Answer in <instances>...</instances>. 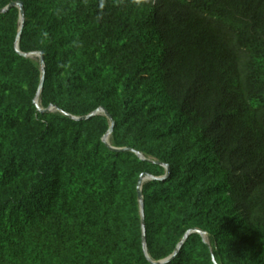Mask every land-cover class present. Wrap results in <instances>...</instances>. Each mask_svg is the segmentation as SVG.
Segmentation results:
<instances>
[{
	"label": "trees",
	"instance_id": "obj_1",
	"mask_svg": "<svg viewBox=\"0 0 264 264\" xmlns=\"http://www.w3.org/2000/svg\"><path fill=\"white\" fill-rule=\"evenodd\" d=\"M16 1L114 127L0 13V264H264V0Z\"/></svg>",
	"mask_w": 264,
	"mask_h": 264
},
{
	"label": "water",
	"instance_id": "obj_2",
	"mask_svg": "<svg viewBox=\"0 0 264 264\" xmlns=\"http://www.w3.org/2000/svg\"><path fill=\"white\" fill-rule=\"evenodd\" d=\"M12 7L18 8V10H19V22H20V26H19V30H18V33H17L16 42H15V48H16V50L18 51V53L21 56H23L25 58H34V57H38L39 58V64H40V69H41V77H40V82H39V86H38V89H37V92H36V96H35L34 103L36 104V106L38 108V111L40 113H48V112H52V111L62 112L60 109H58L54 105H51V106H49L46 109H43V108L39 107V105H38V99H39L40 93H41V91L43 89V82H44V77H45V63H44L43 53L42 52L21 53L19 51L18 45H19L20 35H21V32H22L23 23H24L23 4L20 1L12 2L7 7L1 9L0 10V13H4V12H6L7 10H9ZM62 113L65 116H67V117H69V118H71L73 120H76V121H78V120H86V119H89V118H91V117H93L95 115H99V114L105 115L108 118L109 122H110V128L107 131V133L105 134V136L103 137V141L106 144H108L109 136H110V134H111V132L113 130V127H114V121H113V119L111 118V116L108 114V112L104 108H99L96 111H94L91 114H89L87 116H84V117H75V116L69 115V114H67L65 112H62ZM112 149L113 150H116V151H131L128 148H123V149L112 148ZM133 152L140 159L144 160V157L142 156V154L140 152H138V151H133ZM164 167L166 168V175L165 176H163V177H154V176H150L147 173H143V174L140 175V178L138 180L137 191H138V201H139V205H140L142 241H143L144 251H145L146 254H147V249H146V237H145V225H144V210H143L144 201H143V195H142L141 188H142V184L145 181H147V180H155V179L162 180V179H165L167 177V174H168V171H169V166L168 165H164ZM194 232L200 234L203 237V239L205 240V235H206L205 232H203V231H201L199 229H192V230H189L185 234V236L182 239L180 245L185 241V239L188 237V235H190L191 233H194ZM180 245H179V247H180ZM179 247L175 250L173 256H171L170 258H168L166 260H163V261L158 262V264L165 263V262L169 261L170 259H172L175 256V254L177 253ZM212 260H213V263L216 264V261H215V259H214L213 256H212Z\"/></svg>",
	"mask_w": 264,
	"mask_h": 264
}]
</instances>
